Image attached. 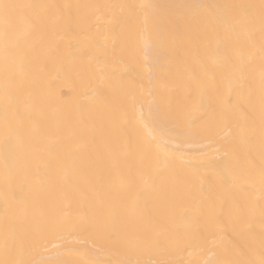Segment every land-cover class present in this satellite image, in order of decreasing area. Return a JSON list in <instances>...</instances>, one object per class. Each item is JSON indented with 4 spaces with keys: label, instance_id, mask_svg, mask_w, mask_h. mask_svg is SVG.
<instances>
[{
    "label": "bare ground",
    "instance_id": "bare-ground-1",
    "mask_svg": "<svg viewBox=\"0 0 264 264\" xmlns=\"http://www.w3.org/2000/svg\"><path fill=\"white\" fill-rule=\"evenodd\" d=\"M3 2L0 262L262 264L264 0Z\"/></svg>",
    "mask_w": 264,
    "mask_h": 264
},
{
    "label": "snow or ice",
    "instance_id": "snow-or-ice-1",
    "mask_svg": "<svg viewBox=\"0 0 264 264\" xmlns=\"http://www.w3.org/2000/svg\"><path fill=\"white\" fill-rule=\"evenodd\" d=\"M33 7L32 5H21V4H12V3H5L3 0H0V23L3 25V29L5 32V35L8 34L10 28H11V17L14 11L22 8H28ZM264 7V5H262ZM163 152H166V149H161ZM0 264H3V262H0ZM224 264H228V262H224ZM262 264H264V261H262Z\"/></svg>",
    "mask_w": 264,
    "mask_h": 264
}]
</instances>
